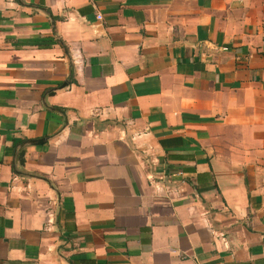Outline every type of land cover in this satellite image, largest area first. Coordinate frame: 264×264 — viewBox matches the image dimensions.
Segmentation results:
<instances>
[{
	"label": "crops",
	"instance_id": "0c3cea01",
	"mask_svg": "<svg viewBox=\"0 0 264 264\" xmlns=\"http://www.w3.org/2000/svg\"><path fill=\"white\" fill-rule=\"evenodd\" d=\"M0 264H264V0H0Z\"/></svg>",
	"mask_w": 264,
	"mask_h": 264
},
{
	"label": "built area",
	"instance_id": "2783aa9c",
	"mask_svg": "<svg viewBox=\"0 0 264 264\" xmlns=\"http://www.w3.org/2000/svg\"><path fill=\"white\" fill-rule=\"evenodd\" d=\"M97 18H99V16H97Z\"/></svg>",
	"mask_w": 264,
	"mask_h": 264
}]
</instances>
